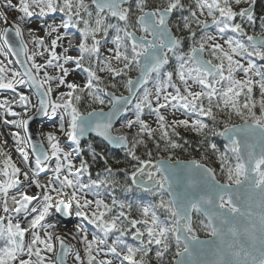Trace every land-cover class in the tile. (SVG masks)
Masks as SVG:
<instances>
[{
    "label": "snow or ice",
    "instance_id": "obj_1",
    "mask_svg": "<svg viewBox=\"0 0 264 264\" xmlns=\"http://www.w3.org/2000/svg\"><path fill=\"white\" fill-rule=\"evenodd\" d=\"M251 3L252 0H159L156 4L149 0H0V20L9 25L0 29V43L17 57L16 63L22 69L10 68L11 60H0V90L16 92L17 86L26 85L35 88L38 96L37 104L24 94L0 102L6 116L21 115L13 110L14 104L24 109L19 120L3 121L17 129L11 137L18 161L11 150H5L7 139H0V264H65L69 253L75 264H151L153 245L157 247V264H164L173 243L177 259L170 264H264V24L259 36L245 32L243 22L254 23ZM243 4L249 6L240 7ZM9 10L18 13L10 24ZM185 11L187 15L182 17V23L175 24L174 31L171 17ZM57 13L61 14L60 21L50 22L48 18ZM238 17L240 23L236 22ZM33 18L36 27H28ZM210 25L215 26L223 43L207 33ZM73 28L79 33L75 42L69 32ZM226 32L246 36L248 43L224 39ZM10 33L15 41L10 40ZM188 41L191 44L183 51ZM28 43L33 50H29ZM58 47H63L62 53L57 52ZM73 49L76 54L70 55ZM205 53L210 58L206 59ZM0 56H5L3 48ZM37 57L43 63H38ZM173 59L175 64L171 63ZM255 59L262 66L258 67ZM133 68L140 72V84H148L154 75V91L144 89L135 105L136 119L124 125L129 129L138 126L129 143L125 135H112L111 123L113 115L123 110L122 104L130 102L129 97L106 92L100 87L104 83L100 74L107 73L115 79L127 76ZM48 69H54L56 74H50ZM77 70L86 74L83 83L69 79ZM138 82L131 78L126 81L130 95ZM110 86L115 88L116 84ZM100 93L110 96V112H81L79 104L85 97L89 107L104 105ZM146 108L155 116L157 129L141 119ZM32 109L44 116L59 113L57 131L76 146L77 152L81 138L89 131L126 148L127 156L136 163L130 174L125 171L131 184L123 187L127 191L135 186L150 192L154 202L139 205L137 218L132 217V204L118 202L114 197L111 204L105 202L101 187L119 186L113 170L107 168L103 179L99 174L92 179L87 164L82 162L76 167L71 159L73 153L65 151L55 132H41L39 144L32 143L30 136H22L21 130L27 133L33 119L29 115ZM162 109H183L188 118L169 120ZM233 116L242 123L233 124ZM179 128L205 140L210 134L226 138L224 152H219L217 144L208 143L219 161V174L203 162L207 159L204 154L200 160L173 163L169 155L167 160L157 158L153 163L147 141H152L158 151L182 148L173 139L180 137ZM3 135L0 133V137ZM159 141L164 142L163 148ZM29 146L35 154L34 166ZM139 146L146 149L144 159L137 155ZM47 171L52 177L42 183L39 174ZM84 173L89 175L87 183L82 180ZM33 188L37 191L30 192ZM88 191L94 199L87 198ZM73 203L77 215L99 233L89 239L76 225L71 239L81 236L84 258L75 251V245L65 243L63 235L49 231L55 224L45 223L55 213L70 216ZM194 215L203 218L194 221ZM199 232L209 239L201 240ZM114 233L117 235L109 243ZM129 234L139 241V246L125 242ZM56 241L62 252L53 259L47 254L55 251ZM101 253L111 258L98 260Z\"/></svg>",
    "mask_w": 264,
    "mask_h": 264
},
{
    "label": "trees",
    "instance_id": "obj_2",
    "mask_svg": "<svg viewBox=\"0 0 264 264\" xmlns=\"http://www.w3.org/2000/svg\"><path fill=\"white\" fill-rule=\"evenodd\" d=\"M159 0H149L150 4H156ZM253 4V16H254V23H249L246 20L243 22V27L247 35H260L261 33V25L264 24V0H252ZM184 15H187V12H176L172 17V26L173 30L175 31V24L182 23V17ZM115 20H112V23H115ZM237 23H240L241 20L238 17L236 20ZM207 30H213L217 33V35L220 36V34L217 32L215 26H210ZM206 30V31H207ZM114 35V32L111 34ZM111 35L109 39H111ZM199 35V31H198ZM223 37L225 38H233V39H240L245 44L248 43L246 36H237L235 33L232 32H226L223 34ZM191 41H188L186 45L183 48V51L188 50V46H190ZM205 57H208L207 53H205ZM172 64H175V60L173 59L171 61ZM255 63L259 66H262V62L258 59H255ZM166 69L171 70L168 68V66H165ZM136 68H133L130 72H128L127 76L121 75L115 77V79H111L109 77V74L102 75L104 78V83L100 85V87L105 89H110L112 92L116 93L117 95L125 94L127 88L125 87V83L129 78H132L134 74L136 73ZM154 81V75L152 77H149V83L144 85L140 88V90L137 92L136 97L134 101H132V104L130 105L129 109L125 112L124 115L121 116L119 121L117 122L119 125H116L113 128L114 133H118L120 135H125L129 139V143H131L132 137L136 134V130L129 131V128H122L120 127L122 124L127 122L129 118H133V120L136 119V108L135 105L139 101V99L143 95V91L145 88L151 89L153 86ZM116 84L115 88H112L110 85ZM127 93V92H126ZM101 97L105 100V105L109 106V101L104 98L103 93H100ZM90 101L87 97L81 100L79 107L81 112L87 113L88 111H91L93 109H98L101 107V105L94 104L89 107ZM184 111V110H183ZM257 114H259L257 110ZM146 115H152L150 114L149 110L146 108L144 110V114L141 116V119L143 116ZM195 116V115H194ZM196 117V116H195ZM203 119V118H202ZM221 119H225L224 117H221ZM211 125V121H206ZM233 124L241 123L242 121L233 116L232 121ZM222 130V125L217 129ZM178 131L180 132V137L176 138L173 137V139H177V142L182 144V148H178L175 150H170L169 152L164 151H158L152 141H147L148 143V149L152 151L153 154V163H155L157 158H163V154L171 155L173 157V160H184V159H201V155L204 154L207 156V159L203 162L206 163L208 166L213 167L217 169V172L219 174V161L217 160L216 155L212 154L211 149L208 148V143H215L217 144V148L219 152L226 151V144L220 136L218 135H208V137L205 138L198 136L196 133L191 131H186L183 128H179ZM158 139V138H157ZM187 141V143H185ZM161 144V148L164 147V142L159 141ZM80 151L79 154L82 158V162L86 163L89 169V172L91 173V178L96 179L97 175L99 174V177L103 179L106 175V169L111 168L113 170V176L116 180L119 181V186L115 187L113 189L111 186H102L100 189L101 196L105 199V202L111 204V200L114 197L118 202H123L126 204H132V217L137 218L139 213L137 212V207L139 205H148L154 202V197L150 192H144L142 189L137 188L135 186L132 187V191H127L123 186L130 185L131 181L128 179V177L125 175V171L127 173H131L134 170L135 161H132L130 157L127 156V149H112L108 147L101 139L96 138L92 135H90L87 139H84L80 143ZM146 149H144L143 146H139L137 148V155H139L142 159L146 158L145 155ZM229 155H231L229 153ZM107 161V163H105ZM234 163V160L232 161ZM83 182L87 183L89 181V175L88 173H84L82 176ZM88 196L91 199H94V196L92 195L91 191H88ZM161 215V219L163 220V214ZM203 217H197L193 216L194 221L198 219H202ZM82 225L83 228H85L87 231H89L92 235H99L98 231L95 229L93 225H91L87 220L84 218H81L77 221L76 225ZM76 225L74 227H76ZM141 227L142 226H138ZM115 235L117 234H111L109 237V243H111L112 239L115 238ZM199 236L205 237L206 235L203 232H199ZM124 240L127 244L137 247L139 246V241L134 240L129 234L128 236L124 237ZM157 250V247L155 245L152 246V250L149 253V256L151 258V264H157V261L155 259V251ZM175 245L172 244L170 250L165 254L164 257V264H170L175 258ZM111 258V257H110Z\"/></svg>",
    "mask_w": 264,
    "mask_h": 264
},
{
    "label": "rangeland",
    "instance_id": "obj_3",
    "mask_svg": "<svg viewBox=\"0 0 264 264\" xmlns=\"http://www.w3.org/2000/svg\"><path fill=\"white\" fill-rule=\"evenodd\" d=\"M13 2L15 3L16 2V0H13ZM249 5L248 4H243V5H241L240 7H248ZM9 13L10 14H12V16H17L18 15V13H16V12H14V11H12V10H9ZM55 16H57V17H59L60 19H61V14H59V13H57V14H54L53 16H51V17H49L48 19H50V18H53V17H55ZM35 23V18H33V23H31V24H29V25H27L28 27H33V25L32 24H34ZM74 29V28H73ZM42 32H40V33H38V34H41ZM207 33L208 34H210V35H213V36H216L217 37V42H220V43H223V40L222 39H220V36L219 35H217V33L215 32V31H213V30H207ZM42 35H43V33H42ZM77 35V34H76ZM26 37V41H27V35L25 36ZM224 39H227V38H225L224 37ZM29 44V50L31 51V50H33V45L31 44V43H28ZM65 45H66V42H65ZM109 46H111V45H109ZM0 48H3V47H0ZM62 48L63 47H58L57 48V52L59 51V49H61L62 50ZM4 49V48H3ZM4 51H5V49H4ZM77 51V50H76ZM76 51H74V55L76 54ZM102 51H103V48H102ZM9 55L7 54V52L5 51V56H0V60H4L5 61V63H7V61L8 60H11L12 61V59L10 58V57H8ZM37 62L38 63H43V59L41 58V57H37ZM10 68H12V69H14V70H17L15 67H14V63H13V61H12V63L11 64H9L8 65ZM18 71V70H17ZM48 71H49V73L50 74H56L55 73V70L54 69H48ZM85 74V73H84ZM107 73H102V74H100V75H106ZM151 90H154V87L152 86L151 87ZM169 91H171V89H169ZM0 92H4V93H7V92H10V90H0ZM29 93H32L31 92V90L29 89V87L28 86H26V85H24V86H17V89H16V92H10V95L12 96V100L13 99H18V95L17 94H24V95H27V94H29ZM33 94V93H32ZM35 98V97H34ZM35 104H36V99H35ZM107 108V105H102L101 107H99L98 109H106ZM13 109L14 110H16V111H19L21 114H23V112H24V109L22 108V107H20L18 104H14L13 105ZM34 111V109H32L30 112H29V114L30 113H32ZM166 116H167V118L169 119V120H172V119H184L185 118V116H184V114H182V111H180V110H173V109H168V110H161ZM173 111H175V116H173L172 115V113H173ZM3 115H5V113H4V111H3ZM60 116H59V114H57V116H55V117H53V122L52 123H50L49 125H47V128L43 131L44 133H47V132H49V131H51V132H55L59 137L62 135L61 133H59L58 131H57V128L59 127V124H60V118H59ZM11 119L10 120H19V116H16V117H10ZM142 119H144L149 125H150V127H152L153 129H157L158 128V124H157V122H156V118L154 117V118H151V119H146V118H142ZM191 119H193V118H191ZM128 120H133V118L131 117V118H129ZM127 120V121H128ZM45 122V121H44ZM40 123H43V122H40ZM38 124V123H37ZM126 124V122L124 123V124H122L120 127H122V128H126V127H124V125ZM10 125V124H9ZM119 125V124H118ZM135 127H137V126H134V128ZM12 131H17V129H15L12 125H10V130H9V133L7 134V135H3L0 139H5V137L7 136L8 138H9V141L12 143V145H13V147H14V141H13V139H12V137H11V132ZM129 131H132L131 129H129ZM169 131H170V129H169ZM116 134V133H115ZM118 134V133H117ZM22 135V134H21ZM118 135H120V134H118ZM156 135L157 136H159V132H157L156 133ZM39 137H41V135L39 136ZM41 140H42V137H41ZM44 143H45V147H46V141H44ZM67 146H69L71 149H75L76 148V146L74 145V144H72L71 142L69 143V145H67ZM76 153H77V156H78V164L76 165V167H79L80 165H81V163H82V158H80L81 156L80 155H78L79 154V152H77L76 151ZM31 156V155H30ZM163 158H166V159H168V155H166V154H163V156H162ZM31 158H33L34 160H35V158L34 157H32L31 156ZM54 164H55V161L53 160L52 161V165L54 166ZM51 173V171H47V172H41L40 174H39V176H41V175H44V174H50ZM87 198L88 199H91L88 195H87ZM74 204V203H73ZM74 206H75V204H74ZM76 207V206H75ZM81 218H83L82 216H77V218L75 219V222H77L79 219H81ZM75 222H74V224H72L71 225V227L70 226H66L71 232H72V234H76V227H74L76 224H75ZM64 223V222H63ZM82 229H83V233H86L87 234V236H88V238L89 239H91L92 238V235H91V233L89 232V231H87L85 228H83V226L82 225H80V224H78ZM54 229H49V231H53ZM82 233V234H83ZM81 234V235H82ZM80 239H81V236H77V239H76V241H77V245H78V249H77V251H79V253H80V255H81V257L82 258H84L85 257V253H84V245L83 244H81V243H79V241H80ZM76 251V250H75ZM56 252H57V245L55 244V251L53 252V253H49V254H47V255H49V256H51L52 254L54 255V258H55V255H56ZM68 257V256H67ZM53 258V259H54ZM72 260H73V262H75V260H74V256L71 258ZM97 259L99 260V259H110V257H105L104 255H103V253H101V255L100 256H98L97 257ZM69 262V261H68ZM71 264V263H70Z\"/></svg>",
    "mask_w": 264,
    "mask_h": 264
},
{
    "label": "bare ground",
    "instance_id": "obj_4",
    "mask_svg": "<svg viewBox=\"0 0 264 264\" xmlns=\"http://www.w3.org/2000/svg\"><path fill=\"white\" fill-rule=\"evenodd\" d=\"M15 18H16L15 16H12V14L9 13V24ZM51 20H55L56 22H59L60 18L55 16V17L49 19L50 22H51ZM32 25H33V27H36V23H34ZM6 26H9V25L5 24L2 20H0V29H3ZM61 31H63V29ZM69 32L72 34V36L74 38V42H75V38L78 37V35H76V33H74V31L72 29H69ZM40 35H42V33ZM25 39H26V37H25ZM0 47H3L2 43H0ZM28 47H29V44H28ZM74 51H76V50L75 49L71 50L69 52V54L70 55H74ZM62 52H63V48H62V50L59 49L58 53H62ZM70 67H72V66H70ZM85 76H86V74H84L80 70H77L75 73H73L72 75L69 76V79L70 80H74L77 83H83ZM61 90L62 91H66V89H63V88ZM10 92H12V91H10ZM10 92H7V93L0 92V102H3V100H5V99L12 100V96L10 95ZM55 95H56V93L54 92L53 93V99L55 98ZM27 96H29L32 104H35V98H34L33 94L29 93V94H27ZM14 111H16V110H14ZM16 112L20 113L19 111H16ZM22 115L23 114L18 115L19 119L21 118ZM59 116H60V114H59ZM10 117L11 116L3 115V109H0V133H3L4 136L9 133L10 125L9 124L8 125L4 124L3 121L5 119L10 120L11 119ZM52 122H53V117L48 116V118L46 119L45 122L38 123L36 127L38 128L39 134L41 135V132H43L47 128V125H49ZM65 122H67V117H65ZM21 134L23 136L22 130H21ZM5 139H7V141H8V146H7V148L5 150H11L12 153H13V159L18 161V154L15 153L12 143L9 141V138L7 136L5 137ZM60 143H61V146L65 149V151H69V152L73 153L71 159H72L73 163L75 165H77L78 164L77 153H76L75 149H71L69 146H67V145H69L70 142H68L66 140V138L63 137V135L60 136ZM46 147H47V144H46ZM30 162L34 166V159L31 158V156H30ZM51 177H52V173L41 175V176L38 177V179H40V181L43 183V182H46L47 180L51 179ZM36 191L37 190L35 188L30 190V192H36ZM77 212H78V209L73 204L72 207L70 208V214H71V217L74 220L78 216ZM0 214H2V213H0ZM45 223L46 224H55L56 227L54 228L53 232H56V233H59V234L63 235L65 237V243L69 244V245H75V250L77 251V249H78L77 241H76V239L75 240L71 239V235H74V234H72V232L65 226V224L63 223V221L59 217L58 213H55L54 215L49 216L46 219ZM57 243H58V241L55 242L56 245H57ZM51 257L54 258V255L52 254ZM72 257H73V254L69 253L68 257H66V258L69 261V263L75 264V262H73V260L71 259Z\"/></svg>",
    "mask_w": 264,
    "mask_h": 264
},
{
    "label": "water",
    "instance_id": "obj_5",
    "mask_svg": "<svg viewBox=\"0 0 264 264\" xmlns=\"http://www.w3.org/2000/svg\"><path fill=\"white\" fill-rule=\"evenodd\" d=\"M253 10V4H251V11ZM75 33H77L78 35H79V33L76 31ZM256 35V34H255ZM256 36H259V35H256ZM9 38H10V40H12V41H15V37H14V34H12V33H10L9 34ZM3 47H4V49H5V51L7 52V54L9 55L8 57H10L11 59H12V61H13V63H14V67L18 70V71H22V69H21V67H20V65L18 64V63H16V60H17V57L15 56V55H13L11 52H8L7 51V48L3 45ZM204 56H205V54H204ZM206 58V57H205ZM20 59L21 60H23V56L21 55L20 56ZM207 59V58H206ZM137 72H136V74L131 78L133 81H137L138 82V78H139V76H140V72H139V70L137 69L136 70ZM142 85L143 84H140L139 82L136 84V85H134V87H133V92L131 93V95L129 94V92L128 91H126L127 93H125V94H123V96H126V97H129V103H127V104H122V108H123V110H121V111H118V112H116L114 115H113V117H112V120H111V123H112V125H113V128L117 125V122H118V120L120 119V117L127 111V109L130 107V105H131V103H132V101L134 100V98H135V96H136V93L139 91V89L142 87ZM29 89L31 90V92L33 93V96L35 97V99H36V104L38 103V96H37V94H36V91H35V88H33V87H29ZM106 92H108V93H112V91L110 90V89H106ZM116 94V93H115ZM117 95V94H116ZM117 96H121V95H117ZM104 97L107 99V100H109L110 102V105H109V107L107 108V109H95L97 112H99V111H103L104 113H109L110 112V110H111V98H110V96H108V95H105L104 94ZM92 111V110H91ZM30 116H32L33 117V119L30 121V123H29V129H28V132L27 133H25V132H23L22 131V133H23V136H30L31 137V139H32V143H36V144H39V143H41V137H39L40 136V134H39V132H38V128L36 127L37 126V123H40V122H44V121H46V119L48 118V116H44L43 115V113H41V112H37L35 109H34V111L32 112V113H30L29 114ZM106 119V118H105ZM242 123V122H241ZM241 123H238V124H236V125H239V124H241ZM113 128H112V135H118V134H115L114 132H113ZM90 135H92V136H94V137H96V138H99V139H101L108 147H110V148H112V149H124V147H122V146H117L116 144H113V143H110L108 140H106V139H104L103 137H100V136H98V135H96V133L95 132H91V131H89V132H87L82 138H81V141L82 140H84V139H87ZM225 142H227L226 141V138H224V137H221ZM257 150H259V149H257ZM28 151H29V153H30V155L32 156V157H34L35 158V154L34 153H32L31 152V147L29 146V148H28ZM164 160H167V159H164ZM190 160H192V159H190ZM175 161L176 160H173V163H175ZM181 161H189V159H186V160H181ZM69 211H70V209H69ZM58 215H59V217L61 218V220L64 222V224H65V226H70L71 227V225L74 223V219L71 217V214H70V216H68V217H64V216H62L61 214H59L58 213ZM200 239L201 240H207V239H209L207 236H205V237H202V236H200ZM138 241V240H137ZM62 252V250H61V248L59 247V242L57 243V252H56V254H58V253H61ZM68 256V255H67ZM66 256V257H67ZM55 257H56V255H55ZM65 257V264H70L69 262H68V260H67V258ZM55 259V258H54ZM175 259H177L176 257L174 258V260Z\"/></svg>",
    "mask_w": 264,
    "mask_h": 264
}]
</instances>
